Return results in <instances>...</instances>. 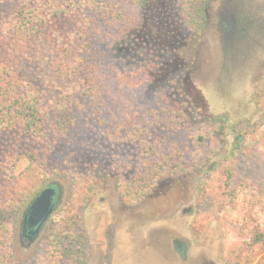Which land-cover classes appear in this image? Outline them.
<instances>
[{
  "label": "trees",
  "instance_id": "obj_1",
  "mask_svg": "<svg viewBox=\"0 0 264 264\" xmlns=\"http://www.w3.org/2000/svg\"><path fill=\"white\" fill-rule=\"evenodd\" d=\"M161 4L164 0H0V133L22 127L29 143L5 158L7 179L24 173L17 171L21 159L39 175L86 179L71 140L88 127L114 143L136 146L139 160L119 181L128 204L141 201L164 177L200 173L203 161L191 162L189 152L217 135L218 117L198 114L179 81L181 72L170 75L180 63L178 49L170 39L166 46L153 16L195 38L206 26L207 0H172L171 10ZM24 64L41 72L44 87L19 75ZM161 71L169 72L164 79ZM234 173L227 165L228 188ZM207 175L199 181L205 183ZM36 193L13 190L0 202V264H16V235ZM83 209H71L68 219L85 234ZM43 228L41 260L33 264H78L82 251L63 261L58 245L65 233L53 235L48 220ZM250 233L252 245L264 244V229L252 225Z\"/></svg>",
  "mask_w": 264,
  "mask_h": 264
},
{
  "label": "rangeland",
  "instance_id": "obj_2",
  "mask_svg": "<svg viewBox=\"0 0 264 264\" xmlns=\"http://www.w3.org/2000/svg\"><path fill=\"white\" fill-rule=\"evenodd\" d=\"M171 1L161 7L171 10ZM206 11V26L195 38L153 16L166 46L172 40L178 49L180 63L170 75L181 72L198 114L218 117L217 135L189 152L191 162L203 161L197 175L164 177L141 201L128 204L119 181L139 160L136 146L114 143L88 127L71 140L86 179L39 175L21 159L17 171L24 173L12 181L2 163L29 143L22 127L0 133V202L13 190L38 193L52 181L62 187L48 222L53 235L65 233L58 245L63 261L84 250L83 264H264V244L252 245L250 233L252 225L264 229V0H207ZM22 66L21 77L44 87L40 71ZM168 73L161 71L160 78ZM227 165L235 171L230 188ZM82 206L85 234L68 219L71 209ZM43 230L30 247L16 235V264L41 260Z\"/></svg>",
  "mask_w": 264,
  "mask_h": 264
},
{
  "label": "water",
  "instance_id": "obj_3",
  "mask_svg": "<svg viewBox=\"0 0 264 264\" xmlns=\"http://www.w3.org/2000/svg\"><path fill=\"white\" fill-rule=\"evenodd\" d=\"M62 187L59 182L52 181L42 188L30 201L23 213L21 226L29 229V238L36 237L61 200Z\"/></svg>",
  "mask_w": 264,
  "mask_h": 264
},
{
  "label": "flooded vegetation",
  "instance_id": "obj_4",
  "mask_svg": "<svg viewBox=\"0 0 264 264\" xmlns=\"http://www.w3.org/2000/svg\"><path fill=\"white\" fill-rule=\"evenodd\" d=\"M207 18H208V16H207ZM226 27V26H225ZM60 202V200L59 201H57V204ZM57 206V205H56ZM57 208V207H56ZM42 230V229H41ZM39 235V234H38ZM38 235L36 236V237H34V238H29V229L26 227V228H23L22 226H21V228H20V232H19V238H20V241H21V243H22V241H27V244L25 245V246H27V247H30L32 244H33V242L37 239V237H38ZM175 245L176 246H179V243H175Z\"/></svg>",
  "mask_w": 264,
  "mask_h": 264
}]
</instances>
